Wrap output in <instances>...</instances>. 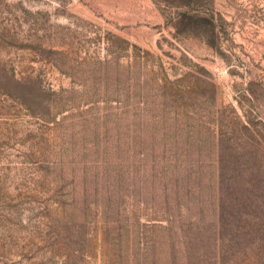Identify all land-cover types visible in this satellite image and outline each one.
<instances>
[{
	"label": "rangeland",
	"instance_id": "obj_1",
	"mask_svg": "<svg viewBox=\"0 0 264 264\" xmlns=\"http://www.w3.org/2000/svg\"><path fill=\"white\" fill-rule=\"evenodd\" d=\"M0 264H264V0H0Z\"/></svg>",
	"mask_w": 264,
	"mask_h": 264
}]
</instances>
